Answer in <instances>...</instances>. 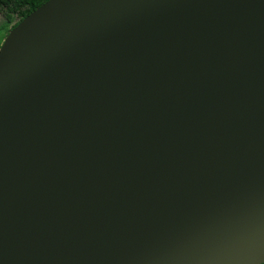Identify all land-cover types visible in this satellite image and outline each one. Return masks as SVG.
<instances>
[{
    "label": "water",
    "instance_id": "95a60500",
    "mask_svg": "<svg viewBox=\"0 0 264 264\" xmlns=\"http://www.w3.org/2000/svg\"><path fill=\"white\" fill-rule=\"evenodd\" d=\"M264 0H47L0 44V264H262Z\"/></svg>",
    "mask_w": 264,
    "mask_h": 264
},
{
    "label": "trees",
    "instance_id": "16d2710c",
    "mask_svg": "<svg viewBox=\"0 0 264 264\" xmlns=\"http://www.w3.org/2000/svg\"><path fill=\"white\" fill-rule=\"evenodd\" d=\"M47 0H0V13L3 21L0 25V41L19 21ZM264 264V262L262 263Z\"/></svg>",
    "mask_w": 264,
    "mask_h": 264
},
{
    "label": "rangeland",
    "instance_id": "374dc122",
    "mask_svg": "<svg viewBox=\"0 0 264 264\" xmlns=\"http://www.w3.org/2000/svg\"><path fill=\"white\" fill-rule=\"evenodd\" d=\"M2 21H3V16H2L1 13H0V25H1ZM1 43H2V42L0 41V44H1Z\"/></svg>",
    "mask_w": 264,
    "mask_h": 264
}]
</instances>
